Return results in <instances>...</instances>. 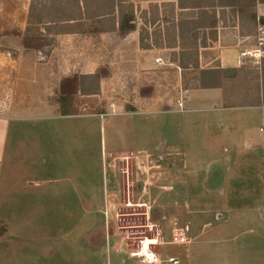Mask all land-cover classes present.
<instances>
[{
    "label": "rangeland",
    "instance_id": "1",
    "mask_svg": "<svg viewBox=\"0 0 264 264\" xmlns=\"http://www.w3.org/2000/svg\"><path fill=\"white\" fill-rule=\"evenodd\" d=\"M134 1L138 7V1ZM169 1L176 3L175 0ZM29 2L30 0H0V112L17 110L21 117H27L10 125V146L16 147V154L10 152L12 155L6 156L2 174L4 181L13 184L6 197H3V192L0 194V220H3L0 221V236L7 239L8 246L14 250L24 247L29 252L37 248L44 250L48 245L55 248L65 245L70 247L71 264H110L115 254L107 258L105 245L96 250L85 245L86 239L84 240L82 234L85 232L88 238L95 231L102 230L104 225L108 227L111 224L114 211L111 210V200L106 195L118 190L120 181V162L112 154L117 151L129 153L130 150L141 147L149 150L150 156L158 161L162 155L159 148L162 149L161 144L165 141L161 139L160 133L168 128L177 131L171 144L178 152L169 158L178 170L173 172L177 178L175 189L181 200L177 205V212L185 216L190 211L219 209L229 210L231 214L237 215L258 206L260 198L264 196V149L259 147L256 149L259 153H253L246 147L243 148L242 141L235 137L236 126L228 125L227 121L228 118L232 119V116L235 120L242 121V115L209 114L203 109L209 106L207 102L199 104V98H191L193 103L190 105L189 101L184 102L187 111L174 114L172 121L169 120L171 115L165 117L167 129L160 125L164 116L151 113L142 116L145 134L143 142H139L135 135L139 133L138 128H141L139 122H135L139 117L90 115L104 113L107 105L111 106L116 100L126 103L127 109H132L133 101L137 98H146L152 104L157 101L174 102L176 98H180V103L185 101L187 96L190 98L192 95L199 97L201 94L218 93L185 89V83L191 84V78L197 71H182L178 64L172 61V54L178 52L177 48H167L164 44V49L158 51L157 47L152 46L151 48H156V51L150 54L153 63L156 58H160L161 63H154L151 70L141 71L145 74L131 75L133 62L127 61V58L134 53V34L116 31L103 36H80L76 45L62 44L58 49H53L45 27L32 25L27 21ZM163 3H167V0L159 3L150 1L148 4L149 10L151 4L158 6L160 17L158 22L150 24V12L145 16L148 21L146 26L151 30L148 43H152L154 31L160 33L159 41L164 43L165 28L170 24L162 20V14H167L168 9L163 12ZM222 11L223 15L219 14L221 10H216L219 18L214 30L216 39L219 36L221 46H230L241 41L240 46H247L242 50L254 51L257 47L258 29L261 26H258L254 34L245 36L241 34L237 16L229 9ZM136 14L138 18L134 13V21L141 28L144 23L143 14ZM176 14L175 9L174 15ZM160 21L162 30L159 27ZM28 26L31 30H27ZM84 30L86 35L92 31L88 24ZM212 31L198 32L196 43H200L203 37L206 39V46L198 48V64L200 54L209 53V58L216 55L217 50L202 51L213 46L215 41L210 35ZM252 47L253 49H250ZM53 53H58V56L53 58ZM243 62L246 67H259L253 58H243ZM88 64H92V67H86ZM204 64L203 62L202 66ZM91 69L94 73L101 74L102 78L105 73L109 78L108 86L102 87V95L99 96L100 87L98 94L94 96L83 97L77 94V111L81 115L67 120L52 117L57 114L54 101L59 81L71 75H83L80 73ZM224 86L222 91L226 94L225 100L228 104H251L255 100V82L243 80L241 73L236 75L234 81L226 82ZM218 120L221 123H218ZM258 126L259 121L256 119L249 122L252 130L250 133L260 139L264 133L258 131ZM43 130L50 135L49 140L44 142V147L42 146L46 149L31 155V134ZM16 132L22 134L23 139L16 137ZM41 159L45 163L40 165L43 169L39 173L32 172L33 161L41 162ZM213 159L217 161L212 163ZM44 179L62 180L64 186L70 182L76 188L81 185L85 202L42 203L45 201V191H58L57 187L61 185H42L36 189L26 183ZM125 207L121 204L115 205L120 212H124ZM158 211V207L154 206L153 216ZM66 212L71 215L70 218L62 219L57 216ZM42 213L45 216L38 220L35 215ZM54 214L55 217L50 216ZM235 223L237 224V221ZM47 230L53 231L55 241L47 242L50 237L40 235ZM203 235L194 245L164 244L162 264H169L165 262L169 257L176 260L177 264H207L206 235ZM186 237L190 239L191 235ZM166 240L170 241L168 232ZM111 241L113 242V239ZM7 255L13 257L15 254L7 252ZM191 255L195 257L192 262ZM37 256H40V253ZM122 256L121 252L119 257L124 263L134 261ZM239 261L233 258L215 264H240Z\"/></svg>",
    "mask_w": 264,
    "mask_h": 264
},
{
    "label": "crops",
    "instance_id": "2",
    "mask_svg": "<svg viewBox=\"0 0 264 264\" xmlns=\"http://www.w3.org/2000/svg\"><path fill=\"white\" fill-rule=\"evenodd\" d=\"M136 1H138L136 2L139 4L138 7L135 5L134 0H127V3H131L133 5V13H135L136 18H138L136 14L137 12L144 15V13L149 11L148 4L151 0ZM160 1L161 0H152V2L155 3H159ZM142 4L147 5L142 7L140 6ZM256 14L258 17L264 16V7L257 5ZM133 25L134 30L125 34H134L135 49L134 53H132V55L127 58L128 60H126L133 62L130 69L131 75H137L138 73V75H140L145 74L141 71L144 72L153 68L155 59L153 63V59H151L150 54L156 50L161 51L164 48H150L147 50L141 49L139 47L140 25H138L135 21H133ZM85 26H87V24L83 25V29ZM88 26L92 29V31L90 30L87 32L89 33L88 35H86L85 32L83 34L49 33L48 35L52 42L53 49H55V47L58 49L62 44L76 45V43H79L80 41V36H103V34L109 33H98L95 31L93 25ZM142 27H145V29H147L148 33L150 34L151 30L149 27L144 25ZM159 27L162 30L161 21L159 22ZM260 28H262L264 31V25ZM214 41L215 42L212 43V47L202 49V51L217 50L216 55L213 58H209L207 55L209 53L200 54V69L212 68L215 65H218V67L222 69L238 68L243 65L244 62L243 58L240 57V52L245 51L242 50L243 47H247L245 44L240 46V41L237 44L224 47L220 44L219 36ZM253 47L250 49H253ZM53 54V58L58 56V53ZM120 58L123 59L122 55H120ZM202 59L205 63L204 66H202ZM91 65L92 64H88L86 67L91 68ZM93 73L94 71L91 69L90 71L80 74L87 75ZM108 79L109 78H107V74L105 73L104 78H101L100 80L99 96H101L103 93L102 87L108 86ZM105 82L107 83L105 84ZM202 91H216L218 93L201 94L199 97L192 95L190 98L187 96L185 101L180 102L182 105L181 108L178 107V100L180 98H176L174 102L171 101L168 103H160L157 101L153 104L146 98H137L133 101L132 109H127L125 105L126 103L122 102L121 100H116L112 102L111 106L107 105L104 113L90 115H99V117L103 115H118L130 118L139 117L138 121H135L133 118L136 123L139 122V126L141 127L137 130L139 133L135 135L139 142H143L145 141V134L143 133L144 129L142 127V123L144 122V118L142 116L148 115L150 113L152 115L164 116V118L161 119L162 122H160V125H162V128L167 129L165 117L168 118V116L171 115L169 120L172 121L175 118L173 117L174 114H182V112L184 113L187 111L186 108H184V102L189 101L188 105H190L193 98H199V104L207 102L209 105L206 106L207 108H203L204 110L208 111L209 114H217L218 116L231 114L242 115V118H244L242 121L235 120L233 116L232 119L226 118L228 125L236 126L237 134L235 137H237L239 141H242L243 148L246 147L247 150L253 153H259V151L256 150L259 147L264 149V136L260 139H257L256 136L250 133L252 130L249 127V122L252 119H256L259 121L260 125L257 128L258 131L264 133L263 105L255 106L250 104V106H247L245 104L238 105L234 102H230L228 104L225 100L222 89H204ZM77 116L78 115L61 116L55 114L52 117L67 120ZM23 118L27 117H21L17 110H12L8 113L0 112V194L3 192V197L7 196L9 189H11L13 186L12 182L9 183L2 179L6 156H8V154L12 155V153L16 154V151H14L16 150V147L10 146V125L12 122H18ZM213 118L216 119V117ZM218 119H220V117ZM218 123H221V121L218 120ZM168 126L170 127L171 125L168 124ZM169 129L170 128L167 129L168 131L164 130L165 132L162 131V133H160L161 139L165 141L161 144L162 149L159 148V151L162 155L159 156L158 161L150 156L149 150L141 147H139L137 150H130L129 153L117 151L112 154V156L117 157L120 162V181L118 183V190L115 192H110L107 195L104 193V195H106V197L111 200V210L114 211L111 216L112 221L108 227L104 225L102 230L95 231L94 233L90 234L88 238L87 234L84 232L82 235L85 237L84 240L86 239L85 245H89L90 248L95 250L105 245L107 258L108 256L115 254L110 264H145L139 257L133 256V253L138 250L139 242L143 239H146L147 242L144 244L147 245L149 242L148 245L150 250L157 254L160 259V264H162L164 258L162 247L164 244L171 243L185 245L190 243V245H194L202 236H204L203 234H205V246L208 253L207 264H215L233 258L235 260H240V264H264V196L260 198L258 206L250 208L243 214L235 215L231 214L229 210L218 209L211 211L202 210L199 212L190 211L191 213L187 212V215L183 216L181 213L176 211L177 205L181 202V200L178 197V192L175 189L177 178L173 172L178 170L176 164L173 165L169 158L173 153L176 152V155L178 152L177 148H173L171 144L173 142L172 139L176 137L175 134L177 131L176 129ZM159 130H161V127ZM16 134V137L20 136L21 138L22 134L20 135L19 132H16ZM49 136V133L44 130L32 132L30 140L31 155H33L36 151L40 153L43 152V150L45 151L46 147L42 148V146L45 141L49 140ZM10 147H12V149H10ZM10 152L12 153L10 154ZM42 159L41 162L40 160L33 161L34 165L31 168L32 172L35 171L39 173L40 170L43 169L40 167L41 164H45L44 160ZM161 161L163 164H160ZM215 161L217 160H211L212 163ZM26 184H28V186H33L36 189L40 188L42 185H61L60 187H57L58 191H54L55 189H49L43 193H46L44 196L45 201L42 202L45 204L57 201L67 204H83L85 202V197H83L84 191H81L80 189L81 185L80 187L78 186L76 188L75 185L67 182V185L64 186V182L59 179H44L29 183L27 182ZM47 199L50 200L48 201ZM254 203L257 204V202ZM120 204L126 206L123 210L124 212H120L115 208V205ZM154 206H157L159 209L155 216L152 214V209ZM66 213L61 215L59 214L57 216L62 219L70 218L71 215ZM35 216H37V219L40 220L45 215L42 213ZM50 216L55 217L56 214ZM50 218L45 217V219ZM0 221L2 222L3 220ZM235 221H237V224ZM179 231H184L185 236L190 234L191 238L188 239L186 237V243H173V235ZM167 232L168 237L170 236V241L166 240ZM40 235L50 237L48 239L46 238L47 242L53 240V237L55 236L52 230H47L46 233L42 232ZM111 239H113L114 243L111 241ZM53 241H55V239ZM7 242L8 241L4 236L0 238V264H23L24 262L25 264H71V261L69 260V246L62 245L55 248L54 246L48 245L44 250L37 248V250L31 249L28 252L24 249V247H17L14 250L8 246L9 244ZM7 252H14L15 255H13V257H8ZM121 252L123 255L122 257L126 256L134 261H132V263H124V261L121 260V257H119ZM38 253H40V256H37ZM190 258L192 262L194 260L193 258L195 257L191 255ZM165 262L168 263V260H165Z\"/></svg>",
    "mask_w": 264,
    "mask_h": 264
},
{
    "label": "trees",
    "instance_id": "3",
    "mask_svg": "<svg viewBox=\"0 0 264 264\" xmlns=\"http://www.w3.org/2000/svg\"><path fill=\"white\" fill-rule=\"evenodd\" d=\"M175 1V4L169 0L162 4L164 13L168 8L167 14H162V20L170 24L165 28L164 43L159 41L160 33L157 31L152 34V43H148L150 34L145 27H141L139 47L147 50L152 46L163 48L165 44L167 48H177L178 52L172 54V61L177 63L182 71L188 69L194 73L197 71L191 78V84L185 83L186 90L223 89L226 82L234 81L236 75L241 73L243 80L254 81L257 87L255 100L251 104L264 106V55L260 58L258 68L241 65L238 68L222 69L215 65L212 68L199 69L198 48L206 46V39L203 37L200 43H196L198 32L205 30H213L210 35L216 40L214 30L219 18L217 9L221 10L219 13L221 15L222 10L229 9L237 16L241 34L245 36L254 34L258 26L264 25V16L258 17L256 14L257 4L264 6V0ZM149 12V23L158 22L160 19L158 6L151 4ZM146 14L142 16L144 26L148 22ZM27 21L32 25H43L48 34H83L85 32L83 25L86 24L93 25L98 33L117 31L125 34L134 30L133 5L127 3V0H30ZM29 29L28 26L27 30ZM262 51L264 52V47ZM101 78L102 75L99 73L62 78L58 83L57 97L54 101L57 106L56 113L61 116L81 114L77 111L76 95L84 97L98 94ZM245 105L250 106V103Z\"/></svg>",
    "mask_w": 264,
    "mask_h": 264
},
{
    "label": "built area",
    "instance_id": "4",
    "mask_svg": "<svg viewBox=\"0 0 264 264\" xmlns=\"http://www.w3.org/2000/svg\"><path fill=\"white\" fill-rule=\"evenodd\" d=\"M264 47V31L259 27L258 29V38H257V47L254 51H242L240 52L241 58H253L255 64H259L260 58L263 56L262 48ZM156 64H160V58L155 59ZM179 107H181V103H178ZM173 243H186V236L184 231L176 232L173 235L172 239ZM147 242L146 239H143L139 242V247L136 252L133 253V256L139 257L145 264H160V259L154 251H151L149 245H145ZM168 263L177 264V262L173 258L168 259Z\"/></svg>",
    "mask_w": 264,
    "mask_h": 264
}]
</instances>
